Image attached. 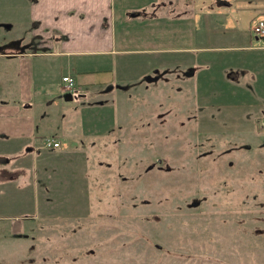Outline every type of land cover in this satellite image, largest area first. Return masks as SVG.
<instances>
[{"label":"rangeland","instance_id":"obj_1","mask_svg":"<svg viewBox=\"0 0 264 264\" xmlns=\"http://www.w3.org/2000/svg\"><path fill=\"white\" fill-rule=\"evenodd\" d=\"M32 1L0 0V54L36 45ZM227 2L231 21L254 32L264 0ZM84 56L93 70H73L87 93L74 99L58 60L48 64L53 90L41 102L51 93L52 111L42 112L63 146L40 140L35 160H19L20 141L0 145L10 159L0 157V264H264V98L251 87L234 88L245 104L195 95L194 70L176 54L162 67L147 53ZM3 60L0 97L11 98Z\"/></svg>","mask_w":264,"mask_h":264},{"label":"crops","instance_id":"obj_2","mask_svg":"<svg viewBox=\"0 0 264 264\" xmlns=\"http://www.w3.org/2000/svg\"><path fill=\"white\" fill-rule=\"evenodd\" d=\"M190 2L194 6H190ZM31 4V19L38 22V27L32 31V36L38 37L36 45L30 48L7 43V53L0 54L3 56L0 59L8 61L4 71H7L8 78L14 73L16 82L13 97H0V145L9 146L10 142L20 141L22 153L17 156L19 160L27 159V155L33 153L35 160L37 143L48 133L60 141L57 147L64 144L63 139L53 132L57 129L52 127L54 123L47 121L51 118L45 117L48 110L42 112L45 108L52 111V94H48L49 100H44L46 107L41 99L53 90V85L47 87L49 80L46 79L50 73L48 64L53 58L58 60L62 76L72 74L75 78L73 70H93L84 55L117 57L124 53H147L163 58L162 67L168 63H165L168 56L176 54L180 64L189 65L187 68L194 70L189 79H194L195 95L201 96L204 90L212 102L245 104L251 102L250 97L245 99L243 93L234 88L248 90L251 87L250 94L257 96V104L264 98V40L253 31L244 29L240 23L232 22L230 17L233 19V14L228 13V4L220 6L215 0H33ZM222 19L224 24L219 25ZM130 27H138L144 34L132 44L130 40L123 43L130 38ZM121 31H125V37ZM248 33L257 38L256 42ZM150 37L156 41L148 42ZM175 37L178 41H171ZM24 38L28 40V36ZM143 39L145 42L140 41ZM23 43L27 44L24 40ZM107 59L113 60L109 56ZM128 64L131 67L135 60ZM149 64L153 67L159 62L154 60ZM37 72L42 78H37ZM249 76L251 80L245 81ZM203 82H208L209 86L204 83L202 89ZM5 85L13 87V80H7ZM77 88L78 85L68 92L70 97L67 99L84 95ZM36 110L41 111L42 121H39L40 112ZM5 161L10 159L4 157ZM26 162L28 160L24 165ZM4 181L8 179L1 181L0 185L9 186V182Z\"/></svg>","mask_w":264,"mask_h":264},{"label":"built area","instance_id":"obj_3","mask_svg":"<svg viewBox=\"0 0 264 264\" xmlns=\"http://www.w3.org/2000/svg\"><path fill=\"white\" fill-rule=\"evenodd\" d=\"M254 34L264 35V18H259L253 26ZM62 80L65 82V88L67 90H74L75 79L72 74H64ZM264 120V118H263ZM263 123V122H262ZM43 142L46 146L57 147L60 146V141L55 138H43Z\"/></svg>","mask_w":264,"mask_h":264},{"label":"trees","instance_id":"obj_4","mask_svg":"<svg viewBox=\"0 0 264 264\" xmlns=\"http://www.w3.org/2000/svg\"><path fill=\"white\" fill-rule=\"evenodd\" d=\"M215 4H218L220 6H224L225 5V0H223V1L222 0L221 1L215 0Z\"/></svg>","mask_w":264,"mask_h":264},{"label":"flooded vegetation","instance_id":"obj_5","mask_svg":"<svg viewBox=\"0 0 264 264\" xmlns=\"http://www.w3.org/2000/svg\"><path fill=\"white\" fill-rule=\"evenodd\" d=\"M220 1H221V0H220ZM227 1H228V0H225V4H228V5H229L230 2H227ZM1 47L3 48L4 46L0 45V48H1ZM1 50H2V49H0V51H1Z\"/></svg>","mask_w":264,"mask_h":264}]
</instances>
